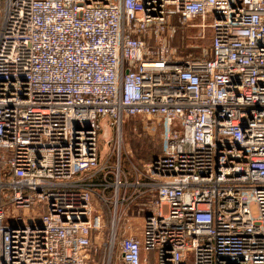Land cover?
<instances>
[{
	"label": "built area",
	"instance_id": "built-area-1",
	"mask_svg": "<svg viewBox=\"0 0 264 264\" xmlns=\"http://www.w3.org/2000/svg\"><path fill=\"white\" fill-rule=\"evenodd\" d=\"M180 29L201 57L169 48ZM129 118L162 130L136 183ZM102 187L104 264H264V0H0V264H96Z\"/></svg>",
	"mask_w": 264,
	"mask_h": 264
},
{
	"label": "rangeland",
	"instance_id": "rangeland-1",
	"mask_svg": "<svg viewBox=\"0 0 264 264\" xmlns=\"http://www.w3.org/2000/svg\"><path fill=\"white\" fill-rule=\"evenodd\" d=\"M171 37L168 39L167 44L170 49H173L176 55L180 58H199L203 53L204 43L209 41V35H207L204 40L201 36H198L197 47L192 45V37L188 34L187 30H174L170 33ZM194 40V39H193ZM195 41V40H194ZM196 42V41H195ZM148 122H145L139 118H129L125 120L121 128V167L122 171L127 177L128 182L136 183L142 178V172H144L145 167L149 165L156 157L160 156L162 152V130H152ZM105 130L103 132L102 139V149L106 147L105 141L111 140L108 145L109 148H113L118 132L116 129H110L108 132L109 136H105ZM118 156V152L116 154ZM115 163L114 160L111 162ZM98 183H109L114 179H107L109 182L102 179H94ZM101 196L106 200V202L101 201V207L105 213V226L101 233L94 235L93 246L97 250L95 260L96 264H104V259L108 255L109 245L112 236V212L114 209V193L111 191H103V187L99 189ZM132 192V190L130 191ZM109 200V203H108ZM120 202V200H119ZM141 199H134L130 203H124L123 209L124 213L120 217V224L117 231V240L115 247V255L117 263L119 261V241L121 237L141 234L143 228L145 213L142 211ZM135 206L138 207V212H135ZM121 208V202H120ZM137 208V207H136ZM256 212V210H253ZM97 235V236H96ZM149 258L153 259V254H150ZM148 263V264H150ZM154 264V263H153Z\"/></svg>",
	"mask_w": 264,
	"mask_h": 264
},
{
	"label": "crops",
	"instance_id": "crops-1",
	"mask_svg": "<svg viewBox=\"0 0 264 264\" xmlns=\"http://www.w3.org/2000/svg\"><path fill=\"white\" fill-rule=\"evenodd\" d=\"M181 30V29H180ZM141 199V202H143V203H147L148 202V199H147V197L146 196H142V198H140ZM137 207V208H136ZM138 207L139 206H135V212H138ZM143 225H144V222H143ZM118 260V259H117ZM117 260H116V262H117Z\"/></svg>",
	"mask_w": 264,
	"mask_h": 264
}]
</instances>
